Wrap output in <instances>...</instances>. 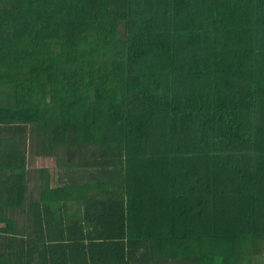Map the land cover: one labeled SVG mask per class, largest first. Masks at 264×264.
Here are the masks:
<instances>
[{"label":"trees","instance_id":"16d2710c","mask_svg":"<svg viewBox=\"0 0 264 264\" xmlns=\"http://www.w3.org/2000/svg\"><path fill=\"white\" fill-rule=\"evenodd\" d=\"M0 87V264H264V0H0Z\"/></svg>","mask_w":264,"mask_h":264},{"label":"rangeland","instance_id":"374dc122","mask_svg":"<svg viewBox=\"0 0 264 264\" xmlns=\"http://www.w3.org/2000/svg\"><path fill=\"white\" fill-rule=\"evenodd\" d=\"M0 89H1V87H0ZM2 89H5V88H2ZM4 104V103H6V101H4V98H3V95H0V104ZM55 117H57V112H56V114H54V116L52 117V118H55ZM31 136V135H30ZM29 136V137H30ZM31 138V137H30ZM37 146V145H36ZM26 156H25V161H26V169H27V172H29L30 173V180L31 181H28L27 182V188H28V191H33L34 193H33V199H36V190H37V187L39 186V184H40V182L39 181H37V180H39V178H38V174H39V171H40V169H41V162H38L39 160H40V157H44V156H42V155H44L43 154V152H41V150H39V149H42V148H39L38 147V149H37V147H34L33 148V145H31V146H26ZM37 150H39V151H37ZM51 151V150H50ZM49 151V152H50ZM45 154H46V152H45ZM45 158V157H44ZM51 161H53V162H56V164L58 163V162H61V161H63L64 159L63 158H59V155L58 156H53V157H51ZM47 163H49L48 161H47ZM43 165V164H42ZM64 170H66V169H64V168H62V167H59V165H57L56 166V170H55V172H56V174H57V176H58V178H60V173H59V171H61V172H63ZM66 173H68L67 175L69 176V178L72 180V181H76V182H79V183H83V182H85V177H83L82 178V176H81V174L80 173H78L77 172V169H72V168H70V169H68L67 171H66ZM38 178V179H37ZM59 180V179H58ZM61 180V179H60ZM264 255V254H263Z\"/></svg>","mask_w":264,"mask_h":264},{"label":"crops","instance_id":"0c3cea01","mask_svg":"<svg viewBox=\"0 0 264 264\" xmlns=\"http://www.w3.org/2000/svg\"><path fill=\"white\" fill-rule=\"evenodd\" d=\"M15 136L13 135H10V136H7V135H0V139H4V140H7V139H11V138H14ZM25 170L24 171H27L26 169V163H25ZM26 212V211H25ZM17 216H18V213H17ZM24 217V216H23ZM73 219V218H72Z\"/></svg>","mask_w":264,"mask_h":264}]
</instances>
